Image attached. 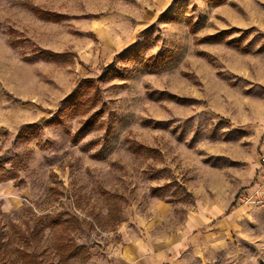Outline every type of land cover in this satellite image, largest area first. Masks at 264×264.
<instances>
[{
  "label": "rangeland",
  "instance_id": "rangeland-1",
  "mask_svg": "<svg viewBox=\"0 0 264 264\" xmlns=\"http://www.w3.org/2000/svg\"><path fill=\"white\" fill-rule=\"evenodd\" d=\"M261 149L264 0H0V264H115L137 221L173 241L201 211L178 264H264Z\"/></svg>",
  "mask_w": 264,
  "mask_h": 264
},
{
  "label": "crops",
  "instance_id": "crops-1",
  "mask_svg": "<svg viewBox=\"0 0 264 264\" xmlns=\"http://www.w3.org/2000/svg\"><path fill=\"white\" fill-rule=\"evenodd\" d=\"M209 221L210 218L206 213L202 211L196 213L183 227L182 235L176 236L173 241L155 236L151 226L145 225L143 221H137L136 226L143 230V237L129 238V242L122 246L120 252L116 251L117 260L115 264H178L177 255L185 244L186 238L196 228L207 224Z\"/></svg>",
  "mask_w": 264,
  "mask_h": 264
},
{
  "label": "trees",
  "instance_id": "trees-1",
  "mask_svg": "<svg viewBox=\"0 0 264 264\" xmlns=\"http://www.w3.org/2000/svg\"><path fill=\"white\" fill-rule=\"evenodd\" d=\"M23 5L33 10L39 18L41 19L49 18L46 16L47 12L40 10L37 6H34L32 2L26 1ZM51 19L57 20V17L52 16ZM134 53L135 51L132 50L129 51V55H128L129 60L135 59ZM56 57L57 54L41 50L38 54H36L35 57H33V59L46 58L47 60H54ZM106 70L109 71V73L115 72V68L113 66L106 67ZM163 96H166L169 100L178 99L176 96L170 94L168 95L163 94ZM180 101L185 102L184 99H181ZM64 103L66 104V107L62 110L63 114H65L68 111H71L72 112L71 115H73L74 113L77 112L76 111L77 108H80L81 106L82 108H85L84 110H82V113H86L87 117L82 121V127L79 133H86L89 130H91V128H94L95 126H97V124H99L100 119L102 117V113L100 109L98 110L95 109L98 106V104L101 103V99L98 88H95V81H93L92 79L83 80L80 83L79 87L75 91H73V93L70 96H68L66 100H64ZM45 122L46 120L43 119L39 122L24 126L23 128H21L18 137L29 138L32 134H35V130L41 125H43ZM134 149L138 153L151 152L148 148L140 147ZM77 252L79 253L80 249ZM85 258L88 260L89 255L87 254Z\"/></svg>",
  "mask_w": 264,
  "mask_h": 264
},
{
  "label": "built area",
  "instance_id": "built-area-1",
  "mask_svg": "<svg viewBox=\"0 0 264 264\" xmlns=\"http://www.w3.org/2000/svg\"><path fill=\"white\" fill-rule=\"evenodd\" d=\"M259 156V166L253 178L251 195H246L244 199L264 206V149H261Z\"/></svg>",
  "mask_w": 264,
  "mask_h": 264
}]
</instances>
